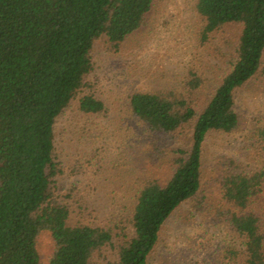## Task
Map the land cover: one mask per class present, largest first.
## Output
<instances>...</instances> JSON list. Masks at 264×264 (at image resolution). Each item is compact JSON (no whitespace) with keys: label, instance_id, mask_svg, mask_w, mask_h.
I'll return each instance as SVG.
<instances>
[{"label":"trees","instance_id":"16d2710c","mask_svg":"<svg viewBox=\"0 0 264 264\" xmlns=\"http://www.w3.org/2000/svg\"><path fill=\"white\" fill-rule=\"evenodd\" d=\"M159 2L0 0V264H45V233L46 264H151L180 211L188 223L205 217L226 231L221 240L207 231L216 244L204 260L195 252L193 264H264V121L247 124L240 104L251 87L264 91V0H195L200 58L192 55L180 87L129 94L127 112L147 137L139 145L145 170L127 196L103 202L100 170L62 158L61 118L109 116L91 82L96 45L121 53ZM228 31L234 38L224 48L218 38ZM207 49L210 62H203ZM214 133L243 140L241 157L219 160L218 203L206 196L203 176ZM135 156L127 165L140 164ZM148 163L170 176L151 174ZM106 206L113 211L99 220Z\"/></svg>","mask_w":264,"mask_h":264},{"label":"rangeland","instance_id":"374dc122","mask_svg":"<svg viewBox=\"0 0 264 264\" xmlns=\"http://www.w3.org/2000/svg\"><path fill=\"white\" fill-rule=\"evenodd\" d=\"M194 4L195 0H160L147 26L134 35L119 54L107 52L105 45L98 43L94 50L95 72L91 82L93 91L106 103L109 116L101 118L71 111L58 123L59 146L63 147L62 158L65 164L98 168L100 175H103L98 199H104L103 202L115 199L114 202L118 203L123 193L128 195L137 170H145L139 159V151L147 133L127 112L129 94L138 90L165 91L179 88L186 66L193 59L192 55L196 54L200 58L194 38ZM233 38L234 34L228 31L224 40L218 38L217 44L227 48L225 45L231 43ZM209 51H204L206 60L203 59V62H210ZM240 104L247 124H253V118L264 121L262 88L251 87L242 96ZM242 146L243 140L239 133H214L206 140L203 176L207 182L206 196L210 199L219 201L218 190L213 187L214 179L220 171L219 160L222 157L238 159L241 157ZM135 149V158L141 165L135 163L132 167L127 165L126 157L135 155L132 153ZM146 169L162 178L170 176V169L158 163H148ZM67 173L71 175L69 171ZM112 211L107 206L97 211L99 220ZM90 215L83 213L81 219L86 221ZM187 217L186 211H180L177 220L168 225L166 240L152 258L151 264H167V261L174 264L171 259L177 250H181L182 254L179 264H193L191 257L195 252L200 250L199 258L204 260L208 249L216 244L215 241L207 242V231L214 232L216 239H224L226 231L222 232L218 227L216 229L212 220L202 217L188 223ZM93 218L96 222L97 218ZM49 245V235L45 233L39 244L41 259L45 264Z\"/></svg>","mask_w":264,"mask_h":264}]
</instances>
